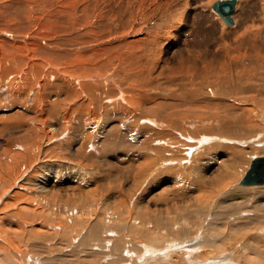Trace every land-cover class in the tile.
I'll return each instance as SVG.
<instances>
[{"label": "rangeland", "instance_id": "374dc122", "mask_svg": "<svg viewBox=\"0 0 264 264\" xmlns=\"http://www.w3.org/2000/svg\"><path fill=\"white\" fill-rule=\"evenodd\" d=\"M216 1H172L168 9L177 22L170 36L164 21L155 28L135 23L133 33H151V39L163 28L160 40L146 41L153 54L139 59V74L122 58L106 68L101 59L107 57L90 69L75 60L68 73L45 63L38 73L21 72L19 65L0 72V140L8 145L0 167L24 166L28 173L14 185L15 196L0 193L1 231L13 237L8 245V237L0 241L2 264H193L184 251L194 247L222 252L231 263L264 264V185H237L250 161L264 156L260 0H237L233 28L211 10ZM5 16L2 8V30L25 44L21 36L28 26L16 27L23 17ZM39 29L52 34L43 23ZM57 40L50 47L55 53L63 47ZM92 74H105V80H81ZM115 82L126 87L122 102ZM23 153L25 165L17 164ZM43 175L55 181L51 192L37 188ZM31 217L20 234L25 225L15 222ZM175 231L178 240H172ZM208 233L218 241L211 248L204 242ZM171 241L172 251L165 244Z\"/></svg>", "mask_w": 264, "mask_h": 264}, {"label": "bare ground", "instance_id": "6f19581e", "mask_svg": "<svg viewBox=\"0 0 264 264\" xmlns=\"http://www.w3.org/2000/svg\"><path fill=\"white\" fill-rule=\"evenodd\" d=\"M163 1H165V0H0V6L5 10L6 16H8L9 18H14V16L23 17L21 14L24 12L26 14H28L29 17L33 18V19L28 20V21H25V18L23 17L24 20L21 23V26H16L17 28H19L21 30H25L28 26L27 30H25V33H24L25 36H21V38L25 39V44L15 42L14 40L17 36L13 32H9L7 30L6 31L2 30V28H1L2 20L0 19V40H1V42H0V62H3L2 65L0 66V72L7 71V70H15L16 66L19 65L21 72L33 71V72L38 73L39 72V66H42V64L45 63L44 65H46L48 68L53 69L54 71H57V72H64L65 71V73H68V71L66 70L67 67H69L68 65H72L75 62V60L77 62L78 61L82 62L83 65H85V67H88L90 69L91 67L92 68H95V67L99 68V65H100L99 60L101 58L107 57L105 59H101V61L103 60V62L108 61L107 64L105 65L106 68L107 67L109 68L111 66V63H113V61L116 60V58H120V59L122 58L123 61L125 60V61H127L128 64H130V66H128V67H131V69H132L131 73L135 72V73L139 74L138 73L139 68L143 67V66H141V62L139 61V59H142L144 57H149L150 55L153 54V52H150V51L145 49L146 41L150 40V42H151L154 39V41H152V42L156 43L157 41H155V40H160L161 35L158 33H162L163 28H167L166 29V31H167L166 35L170 36L171 35L170 30L175 28V24L177 22V18H176L177 13H174V12L171 13L168 9V8L172 7L170 4L174 0H167L165 2H163ZM219 1H226V0H219ZM176 2H178V1H176ZM177 5H179V4H177ZM259 5L261 6V10H260L262 12L261 19L263 20L262 26L264 28V0H260ZM211 6H210V8H211ZM177 7H178L177 9H180L179 8L180 6H177ZM211 10H212V8H211ZM236 10H237V0L235 2V9H234V12L232 15L233 24L231 26L227 25L221 19V17L218 14H216L213 10L212 11L215 13L217 18H219L220 22H222L227 27L233 28L235 26L234 16H235ZM170 20L173 21V23L167 25ZM157 21H164L166 23L165 24L166 27L164 26L162 28L159 26L160 28L155 29V31H154L155 35L152 36L153 39H151L149 37L151 35V33L146 34V35L140 34V31L138 32V34L133 33L132 27L135 23L140 22V24H141V22H142V24H146V25L152 24V27L155 28L156 25H158V24H155ZM185 21L186 20H183V22H185ZM40 23H43V25H45L46 28L52 30V34H47V33L43 32L41 29L35 30V28ZM182 25H183L182 27H179L180 29L184 28L185 23ZM134 26H137V25H134ZM139 26L141 27V25H139ZM259 27H261V26H259ZM261 34H262V32H261ZM245 35H247V34H245ZM38 36H40L41 38H39ZM245 38H246V36H245ZM54 39H58L57 41L59 43H61L63 46L62 48H60V51H58L56 53L53 50H50V47H52V44H54ZM243 39H244V37H243ZM51 40H53V42L49 43V41H51ZM14 42L21 44V47H19V45H15ZM80 49H83V50H80ZM50 55H53V56L51 58L47 59V57ZM114 62H116V61H114ZM124 62H122V63H124ZM148 62H149V60H148ZM39 63H41V64H39ZM60 63L63 65H67L65 70H64L63 66L57 65ZM118 63H120V60L118 61ZM153 64H155V65H153ZM120 65H121V63H120ZM123 66H122V68H123ZM77 67H78V65H77ZM151 67L154 69H157L156 63L155 62L151 63ZM126 68H127V66H126ZM123 69H125V68H123ZM145 69H146V67H145ZM114 71H116V70H114ZM114 71H113V73H114ZM71 72H72V70H71ZM77 74H79V72ZM83 74L87 75L88 73L83 72ZM114 74H116V73H114ZM98 75H100V74H98ZM98 75L92 74L91 76H88V77L83 76V78L81 80L85 81L86 79H91V81L93 80L94 82H96V81L98 82L101 79L105 80V78H104L105 74L101 75L100 76L101 78ZM118 76H119V74H118ZM96 77H99V79H97ZM121 78H124V77L121 76ZM119 79H120V76H119ZM46 81L47 80H45L44 83H46ZM124 81L126 82V80H123L122 82H124ZM105 82H107V80ZM108 82L110 83V81H108ZM116 82H120V80L116 81ZM116 82H115V85H116V90L118 91V97H120L121 102H122V99L126 98L125 94H127V92L124 91L126 87L121 85L123 88L125 87L123 90L122 87H120V85L117 84ZM92 86H93V84H92ZM99 87H100V85H99ZM39 90H41V89H39ZM119 93H121V94L119 95ZM126 96H128V95H126ZM134 102H136V101H134ZM26 113H28V112H26ZM42 115L40 114L41 120L43 119ZM33 120H35V119H33ZM38 120H39V117H38ZM151 123H154V122L151 121ZM24 129L26 130V127H24ZM183 139H186V137ZM256 142H258V141H256ZM174 144H176V143H174ZM174 147H176V146H174ZM7 148H8L7 142L4 143V141L0 140V161L3 160L8 155V152H6ZM175 150H177V149H175ZM185 150H186V148H185ZM17 152L18 153L23 152L22 147L19 146V148L17 149ZM26 154L27 153H23L22 155H18L20 157V159L17 161V164L22 163L25 165L27 160H25L24 156ZM28 155H30V154H28ZM184 156H185V154H184ZM251 161H250V163H251ZM29 166L30 165H27L26 167H29ZM26 171L27 170L24 166L21 169H15L12 171H9V169H3L0 167V193L10 192L13 194L10 196H12V197L15 196L16 195L15 193H17V192H13L14 187H15L14 185L20 184L19 182H20L21 178H24V177H22V175L28 174ZM31 171H33V170H31ZM45 175H47V173ZM45 175H43L42 180H39V182L42 185L37 187V188L39 189V191L51 192L56 187L55 181L52 180L53 178L51 179V177H46ZM29 178H30V176H28L26 178V180L27 179L29 180ZM54 178H55V176H54ZM237 185H239V183ZM240 187H243V186H240ZM253 187H256V186H253ZM257 190H259V189H257ZM262 195H264V192L262 193ZM2 198H3V196L0 195V201L2 200ZM25 202H27V201H25ZM28 205H30V204L28 203ZM23 206H25V205H23ZM23 206H22V208H23ZM257 206H259V205H257ZM30 207H31V205H30ZM260 207H263V206H260ZM24 209H25V207H24ZM1 210L2 209H0V214L3 211V210L2 211ZM30 210H31V208H30ZM30 210H29L28 214H30ZM25 211H27V209ZM17 213H19V212H17ZM20 213H21V211H20ZM25 213H27V212H25ZM32 214H30V215H32ZM3 215H4V213H3ZM0 217H1V215H0ZM8 220H10V219H8ZM8 220H7V222H8ZM31 220H32V217L29 219L28 218L24 219L22 224L20 223L19 220L17 222H15V224L25 225L23 227L22 231L20 232V234H22L24 232L25 228H29L28 222H31ZM159 224L162 225V226L160 225V228H164L163 225L164 224L166 225V222L165 223H164V221L159 222L158 225ZM78 226L79 225L75 226L76 230L78 229L77 228ZM179 227H177V228H179ZM55 228H59V225L56 226ZM61 228H64V227H61ZM73 228H74V226H73ZM3 229H4V225H3ZM167 230H169V229H167ZM170 233L172 236V240H178L177 236L180 233H178V234H177V232L176 233L170 232ZM166 234H168V233H166ZM10 236L11 235H9L8 232L4 233L3 231H1V222H0V241H3V240L5 241V238L8 237L9 240H6V242H5L6 245H8L10 240H12V238H13ZM12 236H15V235H12ZM22 236L23 235H21V237ZM174 237H176V238H174ZM27 238H28V234L26 235V238L24 237L23 239L27 240ZM147 239H148V237H147ZM204 239H205L204 242L206 243V245L209 246L208 248L214 247L218 244V241H216V239H217L216 235H214L212 233H208V235L205 236ZM167 240L168 239L162 240L161 243L164 244V242H166ZM198 240H200V239L198 238ZM191 241L192 240L189 241L191 243L190 247L193 246V243ZM148 242L153 243V240L149 238ZM180 242H182V241H180ZM180 242H179V244H180ZM1 243L2 242H0V249L2 248ZM173 243L174 242H172V241H171V243H165L166 246L168 245L170 251H172L176 246V244H175V246L173 247ZM148 244H150V243H148ZM183 245H179V246H183ZM185 245L186 246H183V247L189 248L188 243H186ZM206 245H205V247H206ZM202 246H203V244H202ZM185 249H186V251H184V253L185 252L188 253L189 257L184 258V259L189 263L194 261L193 264H226V263L227 264H236L235 261H233L231 263L230 262L231 259H225L224 255L220 257L218 254L222 253V252L214 251L215 254H214V252H212V254H211L210 250H209L208 253L207 252L201 253L199 251H195L196 249L198 250V247L197 248H195V247L190 248L189 250L187 248H185ZM199 250H200V248H199ZM5 251H7V249H5ZM148 251L150 252V250H148ZM175 254L178 255V252L172 253V255H175ZM199 254H200L199 258L196 259V257ZM183 256H184V254H183ZM17 257H18V255L16 254V258ZM128 257H131V255L128 254ZM142 257L137 256L136 258H139L142 260L143 259ZM35 261H36V259H35ZM14 262H15L14 264L19 263L17 260H14ZM138 262H142V261L138 260ZM26 263H28V262H26ZM0 264H2L1 261H0ZM3 264H8V263L5 262ZM38 264H40V263H38ZM253 264H254V262H253Z\"/></svg>", "mask_w": 264, "mask_h": 264}, {"label": "water", "instance_id": "95a60500", "mask_svg": "<svg viewBox=\"0 0 264 264\" xmlns=\"http://www.w3.org/2000/svg\"><path fill=\"white\" fill-rule=\"evenodd\" d=\"M236 0L217 1L212 4V10L227 24L232 25V15ZM264 185V156L254 158L246 173L239 181V186L253 187Z\"/></svg>", "mask_w": 264, "mask_h": 264}]
</instances>
